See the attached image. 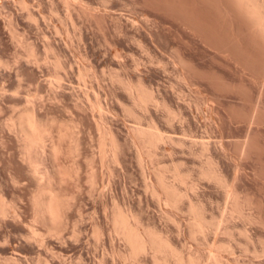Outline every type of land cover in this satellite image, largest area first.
I'll list each match as a JSON object with an SVG mask.
<instances>
[{"label":"rangeland","instance_id":"1","mask_svg":"<svg viewBox=\"0 0 264 264\" xmlns=\"http://www.w3.org/2000/svg\"><path fill=\"white\" fill-rule=\"evenodd\" d=\"M252 27L232 0H0V58L10 63L0 65V183L9 199H16L23 218L33 220L34 188L22 177L19 137L8 129L28 98L37 100L46 124L78 126L89 158L83 160L81 180L64 184L77 198L68 231L57 235L37 223L42 240L28 241L18 220L2 219L0 236L7 244L2 240L0 256L16 257L11 253L16 249L24 255L17 256L19 264H36L40 253L54 264H136L128 258L126 240L114 232L116 201L169 239L187 262L193 257L213 264L214 253L226 264H264V37ZM31 46L41 59L38 65L29 57ZM58 57H64L65 71L54 67ZM86 68L102 76L83 84L78 72ZM110 69L125 83L142 82L160 104L134 107L125 84L103 78L102 70ZM55 73L62 77L59 86ZM96 121L122 142V167L102 164ZM152 124L165 136L154 158L138 135ZM72 158L69 167L75 165ZM209 162L224 185L203 176ZM175 169L188 174L189 185H178ZM157 174L187 194L179 205L166 200ZM16 176L19 184L12 182ZM190 202L215 220L216 229L192 236ZM152 259L148 253L138 263L154 264Z\"/></svg>","mask_w":264,"mask_h":264},{"label":"bare ground","instance_id":"2","mask_svg":"<svg viewBox=\"0 0 264 264\" xmlns=\"http://www.w3.org/2000/svg\"><path fill=\"white\" fill-rule=\"evenodd\" d=\"M66 1H68V0H66ZM232 2H233V6H235V8L238 11H240L242 14H245L248 17V19L251 21V25L253 24V27L257 30L256 33H259V35H261V37H264V0H232ZM25 7H26V5H25ZM29 11H31V9ZM54 12H55V10H54ZM28 15H30V14H28ZM35 19H37V18H35ZM10 28H11V26H10ZM16 30H18V29H16ZM11 31H12V28H11ZM14 33H15L14 34V36H15L16 31ZM23 41H24V38H23ZM26 43H28V42L26 41ZM32 48L33 47L31 46V49H29V57H30V59L32 58L36 62V65H38L37 63L39 62V64H40L41 59L39 57V54H37V52L35 50L36 48L35 49H32ZM54 57H55V55H54ZM56 57H57V55H56ZM1 58H0V65L2 67L10 64L9 62L7 64L4 62L5 65H3L4 63L2 62ZM26 58H28V56ZM61 58H64V57H60V58L58 57L56 59V61H55L56 65H54V67L56 66L55 68L57 70H60V71L64 70L65 71L67 68V66H66L67 64L62 62ZM45 61L46 62L48 61L47 58L43 62L45 63ZM70 65H72V64H70ZM46 67H47V65H46ZM92 67H91V69H92ZM10 68H11V66H10ZM54 72H56V71H54ZM102 72H103V78L108 76L109 80L111 78V80H113L114 82H118L120 84H125L128 92L130 94V97H131V100L133 102L134 107H136L138 109L142 108V109L146 110L151 105L157 106L160 104L158 101V98L155 96L154 92L151 91L150 88L148 89L146 86H144V84L142 82L139 83L138 85H136V84L132 85L128 82L125 83L124 82L125 79H123L124 76L122 77L121 74H119L120 72H118L117 70L110 69L109 72H108V70L107 71L102 70ZM78 73H79V79L81 82H83V84L89 83L91 79L93 81H95V80L98 81V79H100V77L102 76V75L101 76L99 75V73H98V71H96V69L91 74L89 73V70H87V68L84 70L80 69V71ZM56 74L57 73H55V76H56L55 78L57 79L58 86H59V84L62 81V77H61V74H57V75ZM63 76H64V74H63ZM93 81H91L92 84H93ZM52 83H54V82H52ZM21 85H19L18 87L21 88L23 86V85L22 86ZM113 86H115V85H113ZM56 89H58V87ZM51 90H53V88ZM28 93H30V92H28ZM0 95H2V94H0ZM13 97H14L13 99H15V95ZM18 97H19V95H18ZM31 98L30 99L28 98V100H27L28 105H25V107L27 106V108L26 109L24 108L25 110L23 109V111H21L17 116L12 118V120H10V123L8 122L9 123L8 129L11 128L13 131L16 132V134L19 137V143L21 144V146H20L21 147V155L25 161V165H24V163L22 162L23 160L21 158V160H22L21 162L23 163V164L22 163L21 164L24 165L22 167L20 166L22 168L21 169L22 174H23L22 177H24L25 183L28 182V185L30 184L34 188L33 194H32V201H31L32 202V208H33V214H32L33 220H28V219L23 218L22 208L17 203H15V201L14 202L12 201L15 198H13L12 200L9 199L8 194L6 192V190H8V189H5V187L1 183H0V218H1L0 220H2V219L5 220L8 217L15 218L16 220H18L20 222L19 223L20 225L24 226L27 229V234L25 235L24 240L26 238V240H28V241L39 242L42 240V237L44 235L41 234L40 230L38 229L39 227H37V223L45 224L48 227V229L50 230V232L56 233L57 235H63V234H65L64 233L65 231H68V229H67L69 227L68 225L70 224V222L72 220V213L71 212L73 211V207H76L75 205L77 202L74 205V201L77 200V198H74V197H71V195L70 196L68 195L69 190H66V188H65L66 186L64 187V184H65L66 180H67V182L70 179L73 180L72 179L73 177H74V179L76 178L77 181L81 180V178H82L81 171H83L82 169H84L83 168L84 167L83 160H86L84 158H88V157L86 155L87 152L85 151L86 147H84V145H85L83 142L84 138L82 139V137L79 135L81 133L80 132L78 133V130H77L78 126L72 125L71 127H69V123H68V125H67L68 128H65L64 125H62V127H58L59 124H56L55 121H54V123H55V125H57V127L53 126L54 124L53 125L51 124V126H50V123L46 124L44 121L45 115L43 117L42 112H40L39 109H37L38 108L37 104L35 105L33 103V101L35 102L37 100L32 99V101H31ZM88 98H90V97H87V99ZM116 98L118 99L119 102H122V100H121L122 98H120L119 96H116ZM16 99H18V98L16 97ZM90 99H92V97ZM90 102H91V100H90ZM1 104L2 103L0 102V108L2 107ZM91 104H92V102H91ZM92 105H93V107H98V109H100V110L103 108L101 106H98L96 103H93ZM93 107H92V109L94 110ZM98 109L96 111L100 112V110H98ZM130 109H129V111L132 114V116L134 115L137 117L138 115L135 113L136 110H133V109L130 110ZM103 110H101V111H103ZM99 112H98V114H99ZM102 114H103V112H102ZM74 123H76V122H74ZM62 124H64V123H62ZM60 126H61V122H60ZM143 128H145V127H143ZM97 129H98L99 135H100L99 148H100V156H101L102 164L107 165V163H108V164L114 165L116 168L122 167V165H123V154H124V148H123L122 142L118 139V137L115 134L112 133V131L107 129V127L103 121H101L99 123L97 122ZM140 129H139L140 134L138 133V135H141L143 138L144 144H142V145H144V147L146 148V150H147L148 154L151 156V158H154L156 156V151H157L158 147L165 141V136L159 130V128L156 127V125H154V124L150 125L145 130L144 129L140 130ZM138 139H140V137ZM170 139H173V138L170 137ZM68 141H70V143ZM65 142L67 143V145H66L67 147L65 146V144H66ZM68 144H70V146ZM142 145L140 144V147ZM142 149H144L143 146H142ZM16 154H18V153L16 152ZM72 157H74V159L76 158L75 159V165L74 166L72 165L73 167H69V166H67L68 164L66 165V161H67V158H71L73 160ZM151 160H149V161H151ZM138 161H139V159H138ZM155 164H157V163H155ZM210 165H211V163L209 162V165L207 166L209 168L208 169L206 168V170H202L203 176L205 178H208L210 180L216 181V182L224 185L225 184L224 178L221 176V174L218 172L217 169L216 170L214 169L215 167L213 166V164L211 165V167H210ZM16 167H18V166H16ZM212 167H214V168H212ZM175 170H176V172L174 171V174L176 175L178 181H180V182H178L175 180L177 183H179L178 185H180V184L183 186L189 185L188 180L190 178H188L189 177L188 174L186 175V173H184V172H181L177 169H175ZM164 173H166V172H164ZM159 174H161V172ZM159 174H157L158 175L157 176L158 182H159L160 187H162V189L165 191L164 193L167 194L166 200L169 201L170 204L172 203V205L177 206V204L180 203L183 200V198L185 196H187V194L183 193V191L181 189L177 188L176 184L173 185V184H171V182H169V181L167 182V180H166L167 178H165L166 176L164 174L163 175H159ZM20 176H21V173H20ZM92 178H93L92 183H94V187H95V184L97 185L98 182L96 181V178H94V177H92ZM174 178H175V176H174ZM12 180H13L12 182H15V183L19 182L18 177H17V180H16V178H14ZM72 182H75V181L73 180ZM20 183H21V181H20ZM18 184H16V185H18ZM67 186H70V185H67ZM192 186L194 188H195V186L193 184L191 185V188L193 190ZM97 187H99V186H96V189H97ZM8 188H9V186H8ZM25 188H26V185H25ZM67 188H69V187H67ZM155 188H156V186H155ZM155 188H154V193L157 192L155 190ZM71 189H72V187H71ZM71 194L75 196V193L74 194L71 193ZM10 197H13V196H10ZM17 199H19V198H17ZM21 203H22V201H21ZM190 203H191L190 204V212L192 213V215L194 217L192 219L193 220L192 223L190 224V225L193 224V226L191 228V232L193 233L192 236L194 235V237H195V233H197L199 235L200 234L206 235L205 233H207L209 231L208 229L212 228V226H213V229H216V228H214V227H217L216 225L214 226L215 220H214V222H210L211 220H209L206 217V214L203 211L204 209L201 210L202 208L200 209L199 206L197 207V205L194 204L195 202L194 203L190 202ZM124 209L125 208H122V206L118 202L115 201L114 209L112 210L113 211L112 222L114 224V232L119 234L118 236L121 235L126 240V242L129 245V256L128 255L127 256H128V258L130 257L131 260H134L136 264L140 263L139 260H140L141 256H144V255L148 256V253L149 254L151 253V255L153 257L152 260L154 261V264H169L171 262L170 260H172V261L175 260V264H202L199 261L194 262L195 258H193L192 256H191L192 258L189 257L191 260L189 259L190 261L187 262V260H185V257L183 256V254H181V252H179L180 250L178 251V249H176V247L173 246L172 242H170L169 239H166L165 237H163V235L161 236V234H159L160 232L159 233L156 232V230L152 229L151 227L150 228L146 227L143 223L144 221L142 222L140 217L138 215L134 214L133 211H129L130 209L129 210L127 209V211H126ZM236 215H238V214H236ZM81 216H83V215H81ZM9 220H11V219H9ZM0 224H2L1 221H0ZM5 225H6V223H5ZM38 225H40V224H38ZM74 225H76V224H74ZM4 226H3V228H5ZM17 226H19V225H17ZM71 226L73 227V224ZM1 228H2V225H0V230H1ZM77 229L78 228L76 226V230ZM74 230H75V228H74ZM94 230H95L94 231L95 236L97 238L101 237V231L102 230L100 231V227L99 226H98V228L95 227ZM3 231H1V232H3ZM69 232H70V230H69ZM74 233H75L74 236H77L76 238H78L79 235H76L77 232L74 231ZM70 234H71V232H70ZM197 234H196V236H197ZM10 237H12V236L10 235ZM2 238H3V236H2ZM47 239H49V236ZM2 240L3 239H1V236H0V246L2 245ZM4 242H6V244H7V241H4ZM30 243L32 244V242H30ZM30 243H28V244L30 245ZM32 245H34V244H32ZM11 253H12V255H17V256L23 255V253L20 250H16V249H14V251H12ZM217 255L215 256L213 253L210 257L212 262L214 261L213 264H226L224 261H221L222 259H219V257L221 255L219 254L220 256L218 255V257H217ZM17 256L16 257L11 256L8 258L7 257L3 258L0 256V264H19L20 258L17 259ZM60 257H61V255H60ZM34 262H36V264H54V263H50L49 260H47L44 256L41 255V253L38 256V258L35 259ZM125 263H127V260ZM203 264H205V263H203ZM207 264H208V260H207Z\"/></svg>","mask_w":264,"mask_h":264}]
</instances>
